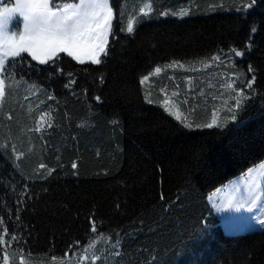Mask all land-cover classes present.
Masks as SVG:
<instances>
[{"label": "trees", "instance_id": "16d2710c", "mask_svg": "<svg viewBox=\"0 0 264 264\" xmlns=\"http://www.w3.org/2000/svg\"><path fill=\"white\" fill-rule=\"evenodd\" d=\"M245 2L111 0L125 27L145 3L154 11L132 34L120 32L114 20L100 65L64 53L41 65L22 54L0 108V144L7 145L0 148V234L7 227L18 237H5L0 264L4 249L9 264H20L21 255L25 264H93V254L101 257L95 264H155L154 258L159 264H264V232L226 233L209 201L215 189L264 161V99L257 95L223 129L185 128L162 106L168 96L190 121L210 122L213 112L225 121L234 101L224 85L250 79L249 64L257 69L254 88L264 93V31L249 33L264 11L245 17L237 11ZM232 48L245 56L230 63ZM217 54L221 60L211 61ZM176 59L185 68H165ZM69 72L77 83L65 88ZM45 112L52 127L34 131ZM40 164L55 172L47 176Z\"/></svg>", "mask_w": 264, "mask_h": 264}, {"label": "snow or ice", "instance_id": "6c2138e0", "mask_svg": "<svg viewBox=\"0 0 264 264\" xmlns=\"http://www.w3.org/2000/svg\"><path fill=\"white\" fill-rule=\"evenodd\" d=\"M256 10L264 11V0H246L237 11L244 13L245 17L254 13ZM154 9L151 3H145L142 7L138 9L137 14L129 16L127 19L126 27L123 24L124 13L119 9L114 10L111 0H78V2H68V0H15L14 4L8 6L7 3H3L0 6V108L3 106V101L6 95V84L5 81L11 79L13 83H16L15 79V67L18 63L22 64L24 62V57L22 54L27 53L33 61H38L41 65H47L50 61H54L57 56L61 53H66L68 57L77 61L80 64H84L90 61L94 65H100L102 63L101 57L107 56V47L109 44V38L114 37L113 32V21H117L119 31L127 32L132 34L134 32V25L141 18H150ZM180 15H187L188 12L182 10ZM160 15L168 16L169 12H161ZM176 15V13H172ZM19 18H22V30L14 31L13 26L19 28V24L16 23ZM258 31H264V19L259 21V27L256 23H252L249 26V33L254 34ZM252 41L245 46L246 51H251ZM231 56L229 57V62L231 63V57H244L245 51H239L235 48L229 50ZM11 58V60H10ZM16 58H19L17 60ZM221 57L219 54L211 57V61H220ZM204 67H209L208 63L202 62ZM185 68L182 62L173 60L171 63L165 65V68ZM195 70V69H186ZM55 71L60 73L64 72L62 68H56ZM161 67L157 66L154 69L155 74L161 73ZM256 71L257 69L251 64L248 65V72L251 73V78H245L244 84H238L235 80L230 83H226L224 86L231 89V99L234 101L228 107L229 116L225 121H222L215 112L212 114V119L210 122L205 123H195L190 121L188 116L184 115L176 107L173 110L171 106L170 99L165 96L162 100V106L169 115L174 116L177 121H180L185 128L193 129H223L228 126V122H234L237 120L238 115L245 110V106L254 101L256 96H261L264 99V93L257 92L254 85L256 84ZM69 79L64 85L65 88H69L77 83L76 79L72 78L73 73H67ZM150 75H144L140 79V83L144 84L149 80ZM100 81L103 82L104 76L99 77ZM33 89L37 87L35 83L30 85ZM149 92H145V99L149 104L153 103L149 99ZM178 93H173V96H177ZM49 100H55L54 95L48 96ZM95 99L99 101L100 96H96ZM183 103H187L184 100ZM194 111V109L192 110ZM49 113L45 112L40 115L39 120L35 129L36 132H40L44 124L51 128L52 123L50 120L46 121L45 117ZM9 119L11 117L9 116ZM43 122V123H41ZM0 148H7V145L0 144ZM15 152V146L12 148ZM24 153H19L16 159L19 160ZM73 169L77 167L75 163L71 165ZM39 169H47L45 164H40ZM252 169H249L251 173ZM55 172V169H47V176H51ZM44 176V179H47ZM25 187H27L25 185ZM259 185L253 183L249 186L248 195L243 198H231L224 202L223 204L216 205V211L222 213H233L241 212L242 210L248 213H253V210L258 206L264 207V205H258L261 197L258 192L255 191ZM27 195V193H24ZM163 199V195L161 196ZM179 199V197H177ZM117 208L120 207L119 204L116 205ZM19 211V209H17ZM19 219V216L16 217ZM235 219L231 215L225 216L223 218L224 228L226 231L232 230L237 227L234 222ZM245 219L246 221H254L255 223H248L245 225L247 230L253 231L256 226H259L262 232H264V216L250 215ZM4 223L3 219L0 218V225ZM90 229L92 233H97V223L95 220L90 221ZM119 236V233H116ZM5 237H8L12 241H17L18 237L16 235L9 236L7 227L2 229V234H0V245L7 243ZM120 244V240L116 239L115 243L112 245L113 248ZM93 244L90 242L84 252V260H89L87 255ZM116 256H120L119 251L114 253ZM67 255V254H66ZM10 253L7 249L3 250V264H9ZM20 264H25L24 256L20 257ZM53 261L57 259L55 255L51 257ZM101 260L100 256L93 254L91 256V261L95 264L96 261ZM155 264H159V260L154 258Z\"/></svg>", "mask_w": 264, "mask_h": 264}, {"label": "rangeland", "instance_id": "374dc122", "mask_svg": "<svg viewBox=\"0 0 264 264\" xmlns=\"http://www.w3.org/2000/svg\"><path fill=\"white\" fill-rule=\"evenodd\" d=\"M14 2L15 0H0V6H2L3 3H7L8 6H11L12 4H14ZM57 2H60V0H57ZM68 2H78V1L68 0ZM16 23L19 24V28L13 26L12 30L14 31L22 30V18H19ZM176 61H179V60L176 59ZM85 63H91V62L86 60ZM171 104L173 106V110H175L176 107H179V110L182 113H184V115H186V113L181 109V106L177 101H172ZM250 169H252L251 173H249V170H248L247 172L221 185L220 187L215 189L213 192H211L209 195V201L211 202L213 206L214 213L220 218L222 228L226 233L237 234V233L251 232L250 230L246 229L245 225L248 223L254 224L255 222L246 221L245 219H240V218H246L250 215L264 216V207H260V206L254 209L253 213L251 214L244 210H242L239 213L237 212L222 213V212L216 211V207H215L216 205L223 204L224 202H226L227 200L233 197L235 198L246 197L248 195L249 186L252 185L254 182L259 185V187L255 189V191L258 192L261 197L260 201H258V205H264V161H262L261 163L257 164L256 166ZM228 215H231L232 217L237 218L234 221L237 224V227L232 230L226 231L224 228L223 218ZM255 230H261V229L259 228V226H256Z\"/></svg>", "mask_w": 264, "mask_h": 264}]
</instances>
